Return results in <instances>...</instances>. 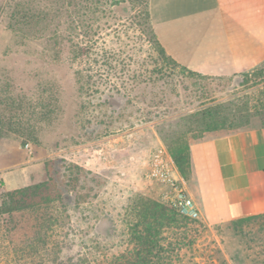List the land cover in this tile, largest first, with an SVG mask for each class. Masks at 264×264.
Returning <instances> with one entry per match:
<instances>
[{"label":"rangeland","instance_id":"1","mask_svg":"<svg viewBox=\"0 0 264 264\" xmlns=\"http://www.w3.org/2000/svg\"><path fill=\"white\" fill-rule=\"evenodd\" d=\"M16 1L0 0V191L49 180L62 217L45 260L1 251L0 264H104L130 247L138 198L164 203L148 176L161 146L177 168L173 147L225 130L205 128L208 112L226 125L264 118V63L229 77L173 65L153 43L148 0H30L48 12L36 35L10 27ZM189 226L182 242L164 235L157 264H251L264 243L251 225Z\"/></svg>","mask_w":264,"mask_h":264},{"label":"crops","instance_id":"2","mask_svg":"<svg viewBox=\"0 0 264 264\" xmlns=\"http://www.w3.org/2000/svg\"><path fill=\"white\" fill-rule=\"evenodd\" d=\"M148 15L166 54L194 73L229 77L264 62V0H148ZM189 156L184 181L201 220L214 225L264 212L260 118L191 140Z\"/></svg>","mask_w":264,"mask_h":264},{"label":"trees","instance_id":"3","mask_svg":"<svg viewBox=\"0 0 264 264\" xmlns=\"http://www.w3.org/2000/svg\"><path fill=\"white\" fill-rule=\"evenodd\" d=\"M45 1L53 2V0ZM70 2L71 0H63L61 7L70 6ZM31 4L30 0L16 1L10 7L8 17L13 22L9 25L13 29L26 30L29 34H41L47 29V23L39 22L48 18V12L46 17L45 14L35 11ZM146 19L149 20L148 10ZM149 27L158 53L173 65L200 75L178 64L167 55L156 39L151 25ZM73 53L76 56L82 55V48L76 46ZM260 65L252 70H257ZM207 115L204 125L208 130L217 128L231 130L249 125L248 114L240 115L241 121L236 125L231 123L226 125L224 120L216 118V115L211 112ZM261 123L264 125L262 117ZM171 155L180 175L186 178L190 173L189 143L173 147ZM73 166L79 168L77 165ZM61 202V191L49 180L0 191V252H6L11 258L21 256L23 260H26L32 255L38 256L39 252L46 251L49 244L47 239L50 236L49 231H52L62 217V211L59 210L62 206ZM133 210L134 220L129 223L130 247L110 257V260L104 264H157V260L167 253V249L163 246L164 235L171 233L177 241L182 242L191 228L189 224H195L200 220L184 216L173 207L150 197L138 198ZM227 224L237 229L244 225H251L258 227L260 232H264V212L233 219L227 221ZM54 244L58 245L57 242ZM40 256L42 255L39 254L38 258L45 260ZM55 261L56 259L52 260L53 263ZM250 262L264 264V243L261 248L253 252Z\"/></svg>","mask_w":264,"mask_h":264},{"label":"built area","instance_id":"4","mask_svg":"<svg viewBox=\"0 0 264 264\" xmlns=\"http://www.w3.org/2000/svg\"><path fill=\"white\" fill-rule=\"evenodd\" d=\"M148 176L164 187L163 202L178 210L182 215L200 219L199 209L190 196L184 178L179 175L171 156L160 147L150 159Z\"/></svg>","mask_w":264,"mask_h":264}]
</instances>
